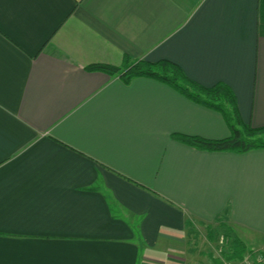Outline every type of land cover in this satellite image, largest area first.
<instances>
[{
    "label": "crops",
    "instance_id": "0c3cea01",
    "mask_svg": "<svg viewBox=\"0 0 264 264\" xmlns=\"http://www.w3.org/2000/svg\"><path fill=\"white\" fill-rule=\"evenodd\" d=\"M170 60L264 126V0H0V264H223L264 250V148L209 151L222 114L147 77Z\"/></svg>",
    "mask_w": 264,
    "mask_h": 264
},
{
    "label": "trees",
    "instance_id": "16d2710c",
    "mask_svg": "<svg viewBox=\"0 0 264 264\" xmlns=\"http://www.w3.org/2000/svg\"><path fill=\"white\" fill-rule=\"evenodd\" d=\"M91 67V69H99L112 76L117 75L125 83L137 77H147L162 81L188 99L222 114L230 130L228 137L208 139L187 134L177 133L173 135L175 139L185 144L202 150L234 151L239 153L264 148V126L253 127L242 120L235 94L223 82L210 87L204 86L191 79L178 64L166 59L155 62L143 59L126 60L122 67L106 64ZM224 236L232 240V246L225 253V257L230 260L242 259L246 251L244 243L231 232Z\"/></svg>",
    "mask_w": 264,
    "mask_h": 264
},
{
    "label": "built area",
    "instance_id": "2783aa9c",
    "mask_svg": "<svg viewBox=\"0 0 264 264\" xmlns=\"http://www.w3.org/2000/svg\"><path fill=\"white\" fill-rule=\"evenodd\" d=\"M219 253L221 255V260L223 264H264V250L250 252L243 256L240 260H230L225 257V253L228 252L230 247L232 246V240L228 239L224 235L220 237L219 240ZM196 264H204V263H196Z\"/></svg>",
    "mask_w": 264,
    "mask_h": 264
}]
</instances>
